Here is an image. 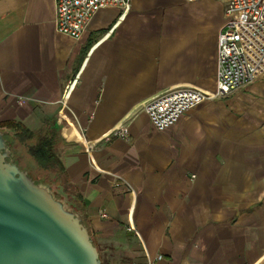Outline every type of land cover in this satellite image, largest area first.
Masks as SVG:
<instances>
[{"label": "crops", "instance_id": "1", "mask_svg": "<svg viewBox=\"0 0 264 264\" xmlns=\"http://www.w3.org/2000/svg\"><path fill=\"white\" fill-rule=\"evenodd\" d=\"M223 23L221 0H131L75 38L53 0H0V122L52 141L101 264H264V72L162 130L143 109L215 88Z\"/></svg>", "mask_w": 264, "mask_h": 264}, {"label": "water", "instance_id": "2", "mask_svg": "<svg viewBox=\"0 0 264 264\" xmlns=\"http://www.w3.org/2000/svg\"><path fill=\"white\" fill-rule=\"evenodd\" d=\"M0 264H101L80 212L17 165L2 128Z\"/></svg>", "mask_w": 264, "mask_h": 264}, {"label": "built area", "instance_id": "3", "mask_svg": "<svg viewBox=\"0 0 264 264\" xmlns=\"http://www.w3.org/2000/svg\"><path fill=\"white\" fill-rule=\"evenodd\" d=\"M221 1L224 23L217 38L215 88L175 85L153 95L143 109L158 130L169 127L203 101L224 97L264 72V0ZM130 4L131 0H53L55 28L79 38L97 10L115 7L123 15ZM71 86L72 83L65 86L67 93Z\"/></svg>", "mask_w": 264, "mask_h": 264}, {"label": "rangeland", "instance_id": "4", "mask_svg": "<svg viewBox=\"0 0 264 264\" xmlns=\"http://www.w3.org/2000/svg\"><path fill=\"white\" fill-rule=\"evenodd\" d=\"M2 129L5 131V136L10 143V150L17 165L21 169L27 170L35 180L48 183L59 193L65 195L63 176L57 171V166L54 164L47 168L39 167L30 153V146L36 143L38 139H20L14 130L8 128Z\"/></svg>", "mask_w": 264, "mask_h": 264}, {"label": "trees", "instance_id": "5", "mask_svg": "<svg viewBox=\"0 0 264 264\" xmlns=\"http://www.w3.org/2000/svg\"><path fill=\"white\" fill-rule=\"evenodd\" d=\"M0 128L12 129L16 132V135L20 139H30L33 137V132L26 129L21 123L14 121H3L0 122ZM30 153L39 165V167L47 168L53 166L54 163H57L59 167L61 166L57 157L54 154L53 144L47 138H40L32 146H30ZM75 208L79 209L78 202L75 203Z\"/></svg>", "mask_w": 264, "mask_h": 264}, {"label": "bare ground", "instance_id": "6", "mask_svg": "<svg viewBox=\"0 0 264 264\" xmlns=\"http://www.w3.org/2000/svg\"><path fill=\"white\" fill-rule=\"evenodd\" d=\"M77 136L82 139V136H80L79 134H77Z\"/></svg>", "mask_w": 264, "mask_h": 264}]
</instances>
